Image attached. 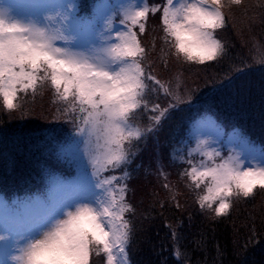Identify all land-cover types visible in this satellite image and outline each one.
I'll list each match as a JSON object with an SVG mask.
<instances>
[{
    "label": "snow or ice",
    "instance_id": "1",
    "mask_svg": "<svg viewBox=\"0 0 264 264\" xmlns=\"http://www.w3.org/2000/svg\"><path fill=\"white\" fill-rule=\"evenodd\" d=\"M250 7L261 11L249 15ZM257 22L264 24V0L0 2V109L8 120L45 121L31 134L36 151L70 169L65 176L41 164L42 191L0 197V264H130L134 182L150 176L163 179L164 197L152 193L161 215L190 198L218 221L264 193V144L239 129L225 133L206 114L187 129L175 123L201 97L251 93L257 71L264 102V42L251 34ZM245 29L251 59L233 58L221 33L247 44ZM45 88L55 107L37 113L28 101ZM250 223L244 244L235 242L236 264H247L257 239L255 217ZM179 226L167 224L182 264L189 252Z\"/></svg>",
    "mask_w": 264,
    "mask_h": 264
},
{
    "label": "trees",
    "instance_id": "2",
    "mask_svg": "<svg viewBox=\"0 0 264 264\" xmlns=\"http://www.w3.org/2000/svg\"><path fill=\"white\" fill-rule=\"evenodd\" d=\"M256 26H259V23H255L254 27ZM260 27L262 32L259 34L258 40L264 42V24H260ZM222 38L228 40L229 50L233 58L246 57L251 59V46L242 43L235 32L229 31ZM211 71L218 72L220 69L215 68ZM200 91L203 92L204 90L200 89ZM49 95L45 91L44 112L53 106ZM205 104L206 107L227 119L245 122L246 125H249L247 127L253 129L252 132L258 133L255 135L260 138L264 137V116H262L264 102H262L260 93V73L258 71L256 72V79L253 81L251 93L230 90L224 97H217L214 101L205 102ZM28 105L30 107V104ZM179 120L181 118H175V123L177 124L176 121ZM39 130L38 127L23 128L20 121L8 120L7 115L0 113V179L17 175L20 169L31 165L38 156L40 157V152L36 151L34 140L31 139V134ZM42 157L43 160L46 159L45 156L42 155ZM144 161L147 163V155H145ZM165 171L171 172L170 176L176 174L172 168H165ZM156 180L155 176H150L147 183L142 179L139 180L141 182L139 185H145L148 192L146 195L138 192L132 198L137 209L134 221L137 225V231L129 247V257L132 264H180L179 258L174 255L171 229L167 227V224H175L177 221L180 224L178 235L184 237L180 241L181 250L186 248L189 252L188 259L182 264H197L198 261L199 264H205V261L207 264H213L214 258L216 264H236L238 257L234 255L235 242L238 240L240 245L244 244L251 227V217H255L258 236L254 243L248 245L247 264H264V243H261L264 241V223H262L264 209H257L258 214L251 215L249 211L246 212L244 209H253V204L243 205L244 207L239 205L236 209H243L242 211L232 213L225 219L212 221L199 213L198 206L194 205L190 198L187 199V202L182 198L183 207L180 210L165 209L161 215L159 207L153 205V200L157 197L152 193L160 192V198L164 197L165 193L164 189L160 187L163 179L161 178L158 183ZM147 195L148 198H146ZM190 215L191 220L189 219ZM198 240L201 241V245H197ZM217 247L221 250L220 256L217 255Z\"/></svg>",
    "mask_w": 264,
    "mask_h": 264
},
{
    "label": "rangeland",
    "instance_id": "3",
    "mask_svg": "<svg viewBox=\"0 0 264 264\" xmlns=\"http://www.w3.org/2000/svg\"><path fill=\"white\" fill-rule=\"evenodd\" d=\"M0 2H4V0H0ZM30 2H31V0H18L17 3H19V4H27V3H30ZM243 3H244L245 6H253V5H257V4L261 3V0H243ZM253 11L259 13L261 11V9L250 7L249 15H251ZM233 15L236 16L238 19L242 18L241 8L233 7ZM254 24L252 25L251 34H252V36H254L256 38V40H258L259 34L262 32V29L260 27V23H259V26H256V27H254ZM225 35H226V33H221V37H225ZM244 37H246V38H244V40L247 41V44L249 46H252V41L249 39V36L247 34V29H245ZM196 70L197 69H192L193 72H195ZM181 71H184L185 73H187L188 72L187 66H185L183 69H181ZM193 79H195V76H193ZM201 89L204 90L203 88H201ZM44 94H45V91L43 90V94L42 95H37V97L35 98V101H32V100L28 101V104H30V107L31 106L35 107V110H36L37 113H39L41 110L44 111V109H45L44 102H43ZM54 107H55V105L52 106V108H54ZM0 111H1L0 113H4L2 109H0ZM177 115H181V112H180V114L178 113ZM5 116H6V114H5ZM17 121H20L21 127H23V128H32V129L34 127L40 128L41 126H44L45 123H46L45 121H42V120H40V119H38L36 117H30V118H27V119H24V120H17ZM172 174H174V173H172ZM176 179H177L176 174H174L173 176H169V180L170 181H175ZM134 183H136L138 185L137 193L139 192V193H142V194H145V195L147 194L148 190H147L145 185H143V186L139 185L141 183L140 181H136ZM156 183H158L157 180H156ZM146 198H148V195H147ZM246 204H248V205L253 204L254 205L253 209H244L246 212L249 211V213L251 215L258 214L257 209H261V210L264 209V193H257L255 199L250 200L248 203H241V204L236 205L235 210L232 213L235 214L237 211H242L243 209L237 210L236 208L239 205H240V207H244L243 205H246ZM256 206L259 207V208H257ZM96 264H101V261L99 259H97L96 260Z\"/></svg>",
    "mask_w": 264,
    "mask_h": 264
}]
</instances>
